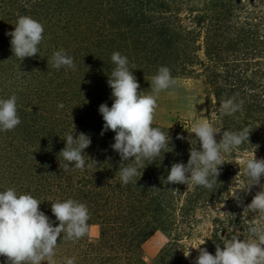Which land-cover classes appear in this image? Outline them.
Masks as SVG:
<instances>
[{"label":"trees","instance_id":"16d2710c","mask_svg":"<svg viewBox=\"0 0 264 264\" xmlns=\"http://www.w3.org/2000/svg\"><path fill=\"white\" fill-rule=\"evenodd\" d=\"M20 15L44 26L39 55L23 61L13 56L6 35ZM61 49L73 57L75 70L48 64ZM117 51L128 58L130 69L135 65L139 91L148 94L152 77L167 66L176 86L202 91L204 118L218 131L252 130L249 143L223 154L211 191L162 181L173 163L189 159L197 121L182 118L169 123L154 118L153 126L171 138L168 152L145 161L137 184H122L121 158L111 148L115 133L101 135L99 113L102 103H113L107 81ZM13 93L21 123L0 131V191L12 187L17 194H31L53 226L59 222L52 202L85 203L87 223L98 229L95 238L86 235L75 242L62 233L54 264H65L66 258L74 264H195L198 252L192 249L185 258L188 247L205 240L201 247L214 255L217 243L223 247L222 236L241 232L243 239L250 221L260 220L259 214L244 212L260 188L243 191L248 182L243 161L254 152L264 158V0H0V98ZM229 98L243 101L234 116L221 111V102ZM70 132L91 138L84 152L92 167L83 172L60 167L66 161L59 153ZM236 192L239 202L232 198ZM155 232L166 240L145 260L142 244ZM0 264H6L5 257Z\"/></svg>","mask_w":264,"mask_h":264},{"label":"clouds","instance_id":"9594fccd","mask_svg":"<svg viewBox=\"0 0 264 264\" xmlns=\"http://www.w3.org/2000/svg\"><path fill=\"white\" fill-rule=\"evenodd\" d=\"M44 26L31 16L20 15L13 31L6 33L11 37L10 45L13 56L23 61L25 58L39 55V45L44 39ZM111 61L115 68L107 81L111 88L113 103L99 106L104 125L101 135L111 130L115 133L111 148L121 158L117 171L122 184L136 183V177L142 176L140 169L145 168V161L154 162L161 153L168 152L171 138L160 127H154L155 112L158 107L159 94L177 85V79L171 75L167 66L159 67L150 82L151 93L139 91L140 84L129 67V60L120 52H113ZM57 70L62 67L75 70L73 57L65 50L55 51L48 64ZM17 95L0 98V131L14 130L21 123L17 109ZM243 101L236 102L229 98L221 102L222 114L234 116L242 108ZM63 108V103H58ZM252 130L244 127L240 131H218L205 118L192 126L195 138L190 140L187 164L173 163L164 184H184L202 186L212 190L218 183L220 167L225 163L224 155L239 149L245 142L249 143ZM221 134L217 142L216 136ZM177 139H183L178 136ZM65 147L59 155L66 163L60 165L64 172L71 170L85 171L92 167L85 159L84 150L91 144L90 136L79 133H66ZM199 144V148H197ZM259 146H255V149ZM88 157V156H87ZM89 158V157H88ZM90 159V158H89ZM92 160V159H90ZM96 164V161L92 160ZM132 161V163H124ZM230 163V162H228ZM247 184L243 191L250 192L253 186L259 191L253 196L244 212L259 214L260 220L250 221L246 236L241 239V232L222 236L223 247L215 246V254L205 247V240L196 247H188L183 252L188 258L192 249L198 256L195 264H264V158L257 159L255 152L243 161ZM232 198L240 201V193ZM41 201L31 194H17L15 188L0 191V256L6 258V264H54L56 247L63 233L66 241H78L89 232L90 212L85 203L74 199L57 200L51 203V211L58 221H53L40 210ZM65 264H74V259L66 258Z\"/></svg>","mask_w":264,"mask_h":264},{"label":"rangeland","instance_id":"374dc122","mask_svg":"<svg viewBox=\"0 0 264 264\" xmlns=\"http://www.w3.org/2000/svg\"><path fill=\"white\" fill-rule=\"evenodd\" d=\"M151 88L148 89V94ZM158 107L155 117H163L165 123L172 122L176 118L185 120H200L205 117L204 97L202 91L190 84L174 86L162 91L158 98ZM98 229L96 226H89L88 236L95 238ZM165 237L160 232H155L143 244L142 251L145 260L151 258L165 242Z\"/></svg>","mask_w":264,"mask_h":264}]
</instances>
